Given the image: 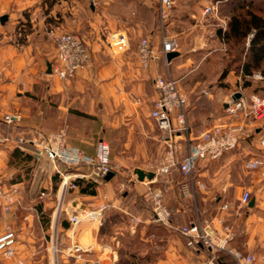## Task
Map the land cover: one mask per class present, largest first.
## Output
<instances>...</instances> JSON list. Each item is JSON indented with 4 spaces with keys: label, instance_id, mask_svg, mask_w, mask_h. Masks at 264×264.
Masks as SVG:
<instances>
[{
    "label": "crops",
    "instance_id": "0c3cea01",
    "mask_svg": "<svg viewBox=\"0 0 264 264\" xmlns=\"http://www.w3.org/2000/svg\"><path fill=\"white\" fill-rule=\"evenodd\" d=\"M86 1L89 0H1L0 19H5L3 23L0 22V119L5 113L18 111L22 115L23 127L33 133L54 134L62 128L67 144L93 155L97 140L92 143L85 138L87 132L91 131L89 121L94 120L98 112L116 113L122 117L129 115V122L126 123L128 131L123 134L126 136L125 147L136 146L132 157L144 159L163 152L165 159L161 164L166 162L170 152L180 157L185 149L182 136H168L156 127L150 117V110L157 99L153 79L157 75L165 74L182 53L178 49V55L168 62L167 67L160 60L151 64L149 69H141L136 53L141 37L149 38L155 49L160 48V30L156 26L154 15L137 0H91L85 5ZM173 2L176 14L171 17L169 25L184 24L181 18L187 12L190 19L195 20V24L190 22L189 29L193 50L196 51L205 37L198 30L203 10L206 7L213 9L208 15L212 21L208 25V36L212 41L217 39L221 42V48H224L225 42L218 31L223 33L227 29L229 19L234 12L237 13L236 9L241 6L242 0ZM215 26L217 28L212 33V27ZM51 28L60 32L77 33L86 42L90 54V65L66 82L58 80L52 73H46V63L52 65L55 59V44L47 34ZM115 33L123 34L127 38V44L121 51L109 46V38ZM45 79L42 90L41 82ZM223 80L225 90L231 83L239 84L241 75L231 70ZM208 95L213 98V95ZM228 96L222 99V107ZM188 113L187 111V123ZM94 130L98 131V140H106L110 136L107 127H94ZM27 142L29 147L25 148L11 141L3 143L0 154V182L7 176L4 173L7 165L26 164L22 178L17 176L15 180L12 179V184L24 182L26 177L27 185L35 184V188L48 180L46 177L53 184L52 179L58 172L57 163L44 155L48 161L47 167H44L41 164L42 155L38 159L34 158L35 146L31 142L38 140L32 138ZM109 143L111 147L115 145L111 141ZM207 162L211 161L201 162L197 167V178L206 185L204 191L197 190V193L211 196L213 193L206 180ZM135 169L153 172L155 175V170L140 165L133 166L129 169L130 178L116 187L113 183L116 176L113 173L109 180L92 181L96 190L94 195H81L78 189V195H71L68 199L65 196L62 201V205H66L65 212L57 213L54 210L53 221L43 231L47 235H44L42 242L47 253L37 259L34 241L28 238L26 244H20L16 239V255L25 264L36 261L44 264H202L204 253L190 251L185 245V238L173 228L194 217L186 214L184 208L180 217L175 215V212L182 213V209L176 205L172 208L169 201L170 196L175 193L182 197L179 187L184 179L179 171L174 170L165 180H154L153 177L139 181ZM68 178L65 177L63 184ZM155 188L163 190V201L171 215L170 225L158 223L147 215L143 217L129 212L117 194L128 190L134 196L144 197L149 189ZM60 192L61 190L58 197ZM238 192L235 190L236 197L249 198L246 207L250 211L246 212L244 221H240V217L233 212L228 213L227 223L233 231L230 245L243 253L264 254V221L261 218L264 214V191L253 195H248L249 190L245 189ZM36 194L43 201L51 198L46 197L45 191L39 188ZM221 197L220 194L217 199ZM252 199L254 203L250 206ZM130 200L133 206L135 199ZM221 201L224 202L225 199ZM69 203L71 208L68 207ZM101 206L104 208L99 211ZM87 209L96 212V215L71 229L67 218L71 210ZM177 217L185 222H179ZM73 247L81 250L74 251ZM53 248L56 252L52 251ZM0 264L12 263L0 256Z\"/></svg>",
    "mask_w": 264,
    "mask_h": 264
},
{
    "label": "built area",
    "instance_id": "2783aa9c",
    "mask_svg": "<svg viewBox=\"0 0 264 264\" xmlns=\"http://www.w3.org/2000/svg\"><path fill=\"white\" fill-rule=\"evenodd\" d=\"M138 1L147 8H153L156 12L161 37L160 48L158 49L152 46L149 38L141 37L136 48L138 66L141 69H149L151 64L163 60L165 67H167L166 54L171 53V51L177 52L176 43L171 38L163 36V29L172 8V1ZM212 12L211 7H206L203 10L204 14H211ZM47 34L55 44V59L50 70L58 80L66 82L73 78L78 71L90 65V54L86 42L77 33L60 32L51 28ZM250 36L252 35L250 34ZM109 39H111L109 46L117 51H121L127 44V38L120 33L112 34ZM250 78L261 80L263 76L259 73H253ZM153 82L157 99L150 110V117L155 122L156 127H159L168 136L178 134L185 141L184 152L181 153L180 157L170 152L166 162L155 170L154 180H165L174 170H177L184 179L179 187L181 196L186 199L193 198L197 190L204 191L206 188V185L197 178L198 164L204 161L218 160L224 153L237 148L248 135H252L256 139L257 151L248 153V158L243 162V168L246 171L264 168V95L245 96L240 90L232 91L224 100L223 114L217 117L210 128L204 130L199 136L193 137L186 121L188 100L180 91L176 80L171 79L166 73L157 75ZM234 93H239L240 96L235 98ZM21 118L22 115L18 111H14L3 114L0 121L10 126L20 121ZM7 141L8 139L4 138L0 131V154L3 143ZM21 143L24 141L20 140L18 144ZM31 143L35 146V159H38L40 155H45L53 163L60 161L68 167L86 166L88 169L85 174L79 175L81 178L100 182L109 173H114L109 158L110 147L104 139L100 138L96 141L93 155L86 153L77 146L67 144L66 134L63 130L52 134L45 142ZM64 181L65 177H63L60 186L61 190L68 185L75 187V183L71 180L67 179V182L63 184ZM3 196L4 190L0 182V207L3 208V212H8L10 210L8 205L1 203ZM143 198L150 204L154 220L170 225L171 215L163 201V190L161 188L149 189ZM12 200L13 198L10 197L9 203ZM235 200L236 203L222 202L217 215L201 220L196 214L197 216L189 222L173 227L185 238V245L190 251L204 253L202 264H218L217 254L221 252L231 258L234 264H264V254L243 253L230 245L233 231L227 223L228 213L233 212L237 217H241V208L247 206L249 198L241 196L236 197ZM103 208L104 206H101L99 211ZM55 210L57 213L65 212L59 208V204ZM95 215L96 212L91 210H71L67 217L70 228L72 229L81 221ZM261 218L264 221V214ZM15 245L16 234L13 229L7 228L0 234V256L12 264H25L24 260L16 255ZM73 248L74 251L81 250L79 247ZM53 252H56L54 248Z\"/></svg>",
    "mask_w": 264,
    "mask_h": 264
},
{
    "label": "rangeland",
    "instance_id": "374dc122",
    "mask_svg": "<svg viewBox=\"0 0 264 264\" xmlns=\"http://www.w3.org/2000/svg\"><path fill=\"white\" fill-rule=\"evenodd\" d=\"M91 1V0H89ZM89 1L85 2V5L89 4ZM138 1V0H137ZM172 1V8L169 12V17L166 20L168 26L163 29V36L171 38L177 45L182 54L174 60V64L166 72L168 76L175 79L178 83V87L184 96L187 97L188 105V123L191 126L192 136H199L204 130L210 128L214 121L217 120L220 114H222V99L229 95L231 91L240 90L245 96L252 94L264 95V76L261 80H254L247 82L242 80L239 84L231 83L225 90L223 89L224 80H218V76L224 68H234L236 65L233 61V55L236 54V47L225 45L221 48V42L217 39L210 40L208 36V25L212 23L209 20L210 13L203 14L199 21V31L203 36L205 35L202 43L199 47L193 50V43L191 37V31L189 24H195L194 19H190L187 12L181 18L184 24H170L171 17L176 14L174 2ZM139 2V1H138ZM92 4V2L90 3ZM215 12V11H214ZM217 27H212V33L215 32ZM194 31V30H193ZM229 48L232 52L229 53ZM234 50V51H233ZM40 67H43L40 66ZM165 73V74H166ZM46 78V77H44ZM246 82L249 86H246ZM43 83H46V79L41 82L40 89L43 90ZM213 95L211 98L210 95ZM116 113H103L98 112L94 120H90L91 131H88L85 138L94 143L98 140L97 129L99 127L109 128V135L105 140L110 149L111 164L113 172L115 174V180L113 181L114 187L120 183H125L126 179L130 178L129 169L133 166H142L148 169L156 170L165 159L163 152H157L154 156H148L143 158H134L132 154L136 150L135 145L124 146L126 136L123 133L128 131L126 123L129 122L128 116H118ZM23 119L21 118L15 124L10 126V137L8 141L14 144L20 143V140L28 143L29 139L38 140V142H45L52 134L50 133H33L25 129L22 125ZM87 121L85 122V124ZM63 130L62 128H60ZM135 135V134H134ZM5 136V135H4ZM136 136V135H135ZM5 138V137H4ZM245 140L233 151L224 153L218 160L207 162V184L212 190L211 196H206L203 193H195L193 198L184 199L178 196L176 193L170 196L169 201L171 207L175 205L181 208V212H175L177 216L183 214V208L186 210V214H192L199 216L201 220L205 218L217 215L219 211L221 199L229 201L230 203H236L235 190L239 192L242 189L249 190L248 195L254 194L259 191H264V169L256 170V172H249L243 168V162L248 158V153H255L257 151V142L254 136L248 135ZM111 141L115 145L111 147L109 143ZM5 143V142H4ZM41 164L47 167L48 161L44 155L41 156ZM57 174H59L61 180L57 185V190L53 191L52 183L48 180H44L43 183L35 188V184L27 185V177L24 182L12 184V179L15 180L17 176L22 178V172L26 169V164H11L7 165L4 170V179L1 180L2 188L4 190V196L1 199L2 205H8L10 210L3 212V208L0 207V234L7 228L13 229L16 234V239L20 244H26L27 239L30 238L34 241L35 257L39 259L44 253H47V249L43 245L45 226H49V223L53 221L52 213L59 204V208L64 210L66 205H62V201L65 196L71 198V195H78V188L75 187H63L60 189L63 177L68 176V180L74 182L76 179H82L92 182L88 178H81L79 175L85 174V170L79 168H67L63 165L56 164ZM11 176H9V175ZM15 175V176H14ZM14 176V177H13ZM51 176V175H50ZM11 177V178H10ZM42 181V180H41ZM36 183V182H35ZM38 188L41 191H45L46 197L51 196L48 201H43L42 198L37 196ZM59 190H61L58 197ZM35 192V193H34ZM238 192V193H239ZM33 193V194H31ZM31 194V195H30ZM221 194V198L217 199V196ZM13 198L9 203L8 199ZM45 198V197H43ZM41 208V212L39 208ZM68 207L72 206L70 203ZM89 210V209H87ZM250 210L245 206L241 208L240 221H244L247 213ZM230 213V212H229ZM197 214V215H196ZM177 220L181 223L185 222L183 219ZM177 223V222H176ZM187 223V222H186ZM180 225V224H179ZM47 237V235H45ZM53 251V249H52ZM32 264H44L42 262H31Z\"/></svg>",
    "mask_w": 264,
    "mask_h": 264
},
{
    "label": "trees",
    "instance_id": "16d2710c",
    "mask_svg": "<svg viewBox=\"0 0 264 264\" xmlns=\"http://www.w3.org/2000/svg\"><path fill=\"white\" fill-rule=\"evenodd\" d=\"M253 3L256 4V6ZM141 8L144 7L141 6ZM144 9H146V7ZM146 10L154 15V21L157 28H159L157 14L154 9L147 8ZM236 10H238L237 13L234 12L229 19L230 22L227 29L223 33L219 30L218 34L225 42V45L230 46L231 44V47H236L237 55H233V61L236 66L231 68V70L240 74L242 80L247 79V82H250V76L255 72L264 76V0H242L241 6H239ZM250 34L252 36H250ZM228 50L229 53L232 52L231 48ZM224 69L225 70L220 72L218 80L224 79L225 76L231 72L228 68ZM247 82L245 88L249 86V83ZM10 126L0 121L1 135L7 139L10 137ZM20 145L24 148L29 147L27 143H21ZM55 163L67 167L60 161H56ZM67 168H79L85 171L88 169L83 165L70 166ZM60 180L61 178L59 174L55 173V176L52 179L54 190H56ZM74 183L79 189V193L81 195H94L96 193L94 188L95 185L90 181H84L78 178L74 181ZM117 194L123 206L130 210L129 212L140 214L143 217L147 215L154 219L150 204L147 201H144L143 197L137 195L134 196L133 192L128 190L121 191ZM132 198L135 199V204L133 206L130 204V199ZM38 208L39 210L41 209L40 207ZM217 261L218 264H234L231 258L222 252L217 254Z\"/></svg>",
    "mask_w": 264,
    "mask_h": 264
},
{
    "label": "water",
    "instance_id": "95a60500",
    "mask_svg": "<svg viewBox=\"0 0 264 264\" xmlns=\"http://www.w3.org/2000/svg\"><path fill=\"white\" fill-rule=\"evenodd\" d=\"M4 19H5V17H2L0 19V22L3 23V20ZM177 55H178V52H176V51H171V53H167L166 54V61L167 62H170L171 59L173 57L177 56ZM50 68H51V64L49 62H47L46 63V73L47 74H51L52 71L50 70ZM239 96H240L239 93H234V97L235 98H238ZM134 172H135L136 177H137V179L139 181H142L145 178H147L148 180H150V179H152L154 177V173L153 172H145V171L143 172L140 169H135ZM112 176H113V173H109L107 176H105V179L106 180H109ZM253 203H254V199L251 200V202H250L249 205L252 206Z\"/></svg>",
    "mask_w": 264,
    "mask_h": 264
},
{
    "label": "bare ground",
    "instance_id": "6f19581e",
    "mask_svg": "<svg viewBox=\"0 0 264 264\" xmlns=\"http://www.w3.org/2000/svg\"><path fill=\"white\" fill-rule=\"evenodd\" d=\"M65 184V183H64Z\"/></svg>",
    "mask_w": 264,
    "mask_h": 264
}]
</instances>
